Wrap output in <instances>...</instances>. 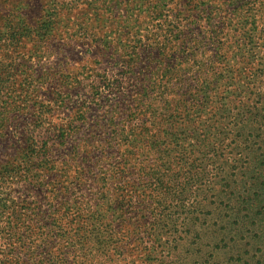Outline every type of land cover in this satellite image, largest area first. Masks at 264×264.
<instances>
[{"label": "rangeland", "instance_id": "374dc122", "mask_svg": "<svg viewBox=\"0 0 264 264\" xmlns=\"http://www.w3.org/2000/svg\"><path fill=\"white\" fill-rule=\"evenodd\" d=\"M226 1L0 0V166L19 160L36 139L47 143L55 167L40 175L49 186L15 184V199L44 211L76 197L95 211L101 173L119 159L114 135L122 122L141 123L144 114L133 117L132 109L138 91L155 81L182 88V99L172 94L165 112L181 110L167 126L186 134L187 147L196 131L199 141L209 137L207 148L220 149L208 175L187 173L161 238L131 233L129 205L124 221L109 211L106 240L86 257L89 264H264V202L236 211L264 184V12L255 37L241 32L229 41L228 68L214 90L222 61L214 31ZM189 39L191 66L181 52ZM225 114L228 134L217 135Z\"/></svg>", "mask_w": 264, "mask_h": 264}, {"label": "trees", "instance_id": "16d2710c", "mask_svg": "<svg viewBox=\"0 0 264 264\" xmlns=\"http://www.w3.org/2000/svg\"><path fill=\"white\" fill-rule=\"evenodd\" d=\"M220 11L218 29L214 31L216 43L213 38L210 39L219 59H222L214 71L217 75L214 90L218 88L217 84L223 82L228 68L229 62L224 60H227L228 50L232 48L229 41L241 32L242 37L246 33H249V37L256 36L258 28L255 29L254 24L262 19L264 0H227ZM192 41L189 39L181 49L185 64L189 66L195 63ZM173 90L171 84L155 81L145 86L143 91H138L137 109H132L131 115L144 114V117L138 124L133 123V118L122 122L120 130L114 135L118 141L119 159L110 162L109 168L101 173L100 179H105V182L96 193H92L97 194L95 211H92L89 203L76 201V197L71 202L61 201L58 208L49 202L46 210L40 208L34 211L31 203L18 201L12 196L13 187L22 180L38 186L46 185L40 175L55 167L44 141L39 146L38 140L32 139L19 160L0 166V264H89L85 261L86 257L106 240V229L111 226L107 222V214L109 211L121 212V221H124L126 205L134 213L131 233H143L151 241L161 238L172 209L179 206L178 199L185 193L187 173L199 169L207 170L206 174L220 150L207 148L208 144H212L209 137L204 135L205 138L199 141L195 138L196 131L192 134V147L188 148L186 134L176 126L172 130L167 126V117L182 118L181 110H173L170 114L165 112L172 102V94L180 99L183 97L182 88L175 92ZM218 110L225 111L223 106ZM230 124V114L220 116L215 126L219 131L217 135H227L223 132ZM3 134L1 131L0 137ZM197 143L201 145L197 146ZM259 158L260 166H263L264 157ZM130 174L134 175L133 182L121 184L119 178ZM36 175L39 176L37 179ZM110 181L115 182L113 193L109 190ZM255 194L256 200L249 202V207L244 200L238 204L237 214L241 215L246 210L249 212L256 202L263 204V183ZM81 205L84 209H81ZM77 219L80 221L76 227L70 228V224ZM60 250L62 252L58 253ZM67 255L73 256V262L69 261Z\"/></svg>", "mask_w": 264, "mask_h": 264}]
</instances>
